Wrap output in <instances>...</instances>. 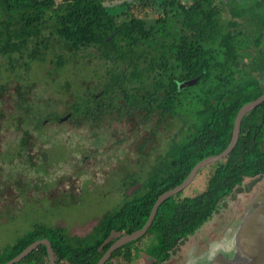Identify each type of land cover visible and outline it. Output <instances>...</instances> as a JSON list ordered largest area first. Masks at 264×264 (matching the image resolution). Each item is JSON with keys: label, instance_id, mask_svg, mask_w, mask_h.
I'll list each match as a JSON object with an SVG mask.
<instances>
[{"label": "trees", "instance_id": "1", "mask_svg": "<svg viewBox=\"0 0 264 264\" xmlns=\"http://www.w3.org/2000/svg\"><path fill=\"white\" fill-rule=\"evenodd\" d=\"M217 12L213 0H122L112 6L104 0H0V56L9 72L20 69L24 81L0 84V106L17 100L12 107L21 109L19 123L32 124L37 134L24 128L15 139L18 146L12 140L15 147L11 144L0 151L4 202L15 199L33 180L30 169L23 175V169L12 162L33 157L32 144L43 136L40 126L47 118L56 123L69 113L66 119L75 125H95L109 115L108 120L125 119L132 145L147 155L159 147L154 142H160V135L176 126L153 172L133 193L123 194L120 205L103 214L87 235L35 223L0 250V264L40 238L50 241L56 264H96L118 237L143 226L160 194L180 184L197 162L227 147L240 107L264 94L258 78L264 70V47L262 33L254 35L255 47H251L247 35L223 28ZM54 47L55 58L49 60L52 71L77 63L89 51L103 61L104 72L99 76V92L92 94L95 87L85 94L71 92L64 115L48 111L42 116L40 107L33 113L34 107L23 102L32 87L26 78L31 64L44 66ZM0 115L1 120V109ZM2 126L0 122V134ZM263 139L264 102L243 116L235 147L207 166V175L195 181L200 187L184 194L181 190L162 202L146 232L113 251L105 264H116L114 259L129 262L140 249L153 258L150 264H164L221 211L224 198L238 190L244 178L264 177ZM40 142L43 147L36 151L42 163L33 165L42 171L37 179L47 173L44 158L50 159L46 157L50 147L44 144L52 146L51 140ZM126 177L132 183L139 180V176ZM67 198L76 200L67 196L60 201ZM12 210H0V222L11 220ZM15 264H49L46 246L40 244Z\"/></svg>", "mask_w": 264, "mask_h": 264}, {"label": "rangeland", "instance_id": "2", "mask_svg": "<svg viewBox=\"0 0 264 264\" xmlns=\"http://www.w3.org/2000/svg\"><path fill=\"white\" fill-rule=\"evenodd\" d=\"M119 1L104 0V3L112 6L117 5ZM189 1L182 0V2ZM51 49L48 52V61L44 63V66L38 62L31 64L32 70L28 73L26 82L32 84V87L29 94L24 95L23 102L34 107L33 113L40 107L42 116L48 111L57 112L62 116L67 107L66 102L71 100V92L77 90L85 94L86 90L95 88L96 90L92 94L99 92L101 89L99 76L104 72V63L95 60L93 56L89 55V51H86L83 57L76 60L77 63L67 64L59 71L54 72L52 71L54 64H51L49 60L55 58L57 48ZM5 63V59L0 56V84L12 85L24 82L20 69L17 68L9 72L5 68ZM47 69H50L52 73L47 74ZM45 75L48 76L45 77ZM258 78L264 87V71ZM66 80L68 85L65 83ZM81 84L84 85L81 86ZM13 97L17 99V97ZM13 103L9 99L0 106L4 115L1 119L3 121L0 120L3 124V132L0 134V151H3L5 146H11L12 140L18 146L15 139L20 135L19 131L24 128H28L31 133L37 135L32 124L19 123L18 113L21 109L12 107ZM109 117L110 115L106 116L103 122L95 123L96 126L89 122L75 125L67 119L54 123L48 118L45 119V116L42 117V120H45L44 124L40 126L43 133L40 135L43 136H40L39 142L32 144V148L35 150L32 151L33 157L30 160L21 157L12 162L23 169V175L30 169L33 180L27 184L26 188H23V192L14 191L17 193L14 196L15 199L4 202L0 198V210L5 211L10 207L13 209L11 212L15 214L11 220L0 222V250L30 229L33 224L39 222L64 227L72 235H87L103 214L120 205L123 201V194L133 193L136 188L140 187L142 180L148 178L151 173L150 169L156 166L159 156L164 154L165 148L168 147L167 144L170 140L168 137L172 135V131L175 132L176 126L169 128V133L163 132L160 135V142H154V145L159 144V147L153 153L139 154L130 140V123L125 119L108 120ZM43 138L51 140L52 146L44 144V146L50 147L46 155L50 159L45 161L46 158H44L43 163H45L47 173L37 179L39 172L42 171L36 166L41 165L42 155L36 151L38 150L36 147H43L40 142ZM118 140L124 141L117 142ZM261 146L264 149V139ZM13 167L16 168V166ZM20 168L16 171H19ZM207 171V167L203 168L191 184L182 189L183 194L190 190L195 192L200 187L199 184H196V179L200 175H207ZM132 173L135 174L132 175ZM128 175L139 176V180L132 183L127 179ZM42 177H45L46 183H43L45 179ZM0 179L3 180L1 177ZM23 182L24 178L21 180V184ZM44 184H46V189L42 190ZM258 185L264 186V177L244 178L239 189L224 198L220 212L227 210L231 203L238 198L241 200L245 194ZM67 196H74L76 200L67 198L65 202L60 201L61 198ZM6 197L9 198L7 193ZM36 200L39 201L38 204ZM54 200H57V204L53 203ZM124 261L127 264H150L153 258L140 249L129 262L124 259H114L116 264H125Z\"/></svg>", "mask_w": 264, "mask_h": 264}, {"label": "water", "instance_id": "3", "mask_svg": "<svg viewBox=\"0 0 264 264\" xmlns=\"http://www.w3.org/2000/svg\"><path fill=\"white\" fill-rule=\"evenodd\" d=\"M262 102L264 94L244 103L234 118L231 139L227 147L220 153L197 162L180 184L160 194L143 226L118 237L96 264H105L113 251L143 235L152 224L162 202L187 187L201 168L226 157L238 141L243 116ZM68 116L69 113L60 120H65ZM40 244L46 246L49 264H56L54 251L47 238L33 241L2 264L19 262ZM164 264H264V186H256L241 200L238 198L231 203L227 210L216 214L209 223L192 234Z\"/></svg>", "mask_w": 264, "mask_h": 264}, {"label": "flooded vegetation", "instance_id": "4", "mask_svg": "<svg viewBox=\"0 0 264 264\" xmlns=\"http://www.w3.org/2000/svg\"><path fill=\"white\" fill-rule=\"evenodd\" d=\"M121 1L122 0H120L117 5L120 4ZM179 1L182 2V0ZM191 1L192 0L188 3ZM213 3L216 6L219 19L222 22L224 29L239 31L240 33L247 35L251 39V47H255L252 42L254 35L256 33H262L261 45L264 47V0H213ZM209 165H206L205 167ZM154 168L155 166L150 169L151 173Z\"/></svg>", "mask_w": 264, "mask_h": 264}]
</instances>
